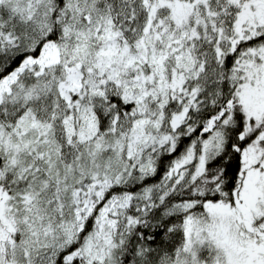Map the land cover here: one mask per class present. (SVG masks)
Wrapping results in <instances>:
<instances>
[{
    "label": "snow or ice",
    "instance_id": "1",
    "mask_svg": "<svg viewBox=\"0 0 264 264\" xmlns=\"http://www.w3.org/2000/svg\"><path fill=\"white\" fill-rule=\"evenodd\" d=\"M0 264H264V0H0Z\"/></svg>",
    "mask_w": 264,
    "mask_h": 264
}]
</instances>
